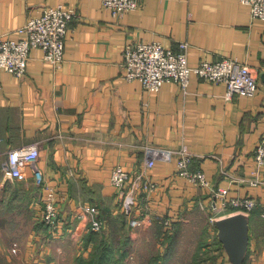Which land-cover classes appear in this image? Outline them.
Instances as JSON below:
<instances>
[{"label": "crops", "instance_id": "1", "mask_svg": "<svg viewBox=\"0 0 264 264\" xmlns=\"http://www.w3.org/2000/svg\"><path fill=\"white\" fill-rule=\"evenodd\" d=\"M58 4L76 9L61 66L46 61L36 47L23 76L0 68V264H77V256L92 250L93 243H85L88 216L82 213L91 204L107 220L126 215L127 264H147L153 246L160 255L174 256L184 225L195 223L191 215L203 212L209 191L179 174L175 156L159 158L149 168L158 188L133 193L130 208L121 213L111 175L116 165L130 171L145 167L148 147L182 146L194 153L192 168L229 188L230 197L257 199L248 214L244 264H264V168L255 160L264 135V19L253 17L241 0H140L123 16H114L103 0H0V34L22 37L19 29L30 17ZM153 41L175 50L187 42L191 65L224 57L248 63L259 71L258 92L227 99L224 82L195 74L186 91L174 81L149 91L141 80L125 77L124 49ZM34 142L41 149L43 186L30 167L21 178L4 170L11 149ZM253 178L260 183L252 185ZM44 184L59 199L63 223L55 233L41 222ZM166 218L173 221L168 231L161 221ZM214 264H232L219 246Z\"/></svg>", "mask_w": 264, "mask_h": 264}, {"label": "built area", "instance_id": "2", "mask_svg": "<svg viewBox=\"0 0 264 264\" xmlns=\"http://www.w3.org/2000/svg\"><path fill=\"white\" fill-rule=\"evenodd\" d=\"M241 1L250 5L253 17L264 19V0ZM139 2L140 0H103L104 6L111 10L114 16H123L127 11L136 9ZM75 15V7L64 4L45 6L38 15L30 17L19 29L23 33L22 37L16 39L0 34V68L23 76L28 69L31 50L36 47L44 51L46 61L60 67L64 60L69 24ZM179 46V50H175L158 41L128 43L124 49L125 77L129 80H141L149 91L160 90L167 81L180 84L186 91L191 76L195 74L208 81L224 82L227 85V99H233L235 96L254 97L258 92L259 71L254 66L231 57L216 61L202 60L197 65H191L188 60V43L181 41ZM147 152L146 166L142 169L130 171L122 165H116L112 170L111 183L120 197L121 213H127L133 193H146L158 188V183L149 172V168L155 166L156 159L169 160L174 156L177 158L179 174L209 191L210 201L207 205L201 201V207L208 206L211 210L214 208L220 211L231 207L234 213L242 212L248 215L258 204L257 199L251 196L230 197L229 188L214 185L202 169H193L194 153L188 147H148ZM40 154L38 142L11 149L4 168L5 173L13 178H21L25 175L26 168L30 167L37 184L43 186L44 173L38 165ZM255 160L260 168H264V135L255 148ZM249 182L258 185L260 180L253 178L249 179ZM44 188L46 195L43 196L41 222L50 233H55L63 223L60 219L59 199L52 186L45 187L44 184ZM101 211L97 204L82 207V213L88 216V231L102 232L108 228L107 220ZM214 219L217 220L218 217ZM161 221L166 231L171 229L172 219ZM141 222L139 219L135 220V224ZM16 247L14 251L17 250Z\"/></svg>", "mask_w": 264, "mask_h": 264}, {"label": "rangeland", "instance_id": "3", "mask_svg": "<svg viewBox=\"0 0 264 264\" xmlns=\"http://www.w3.org/2000/svg\"><path fill=\"white\" fill-rule=\"evenodd\" d=\"M201 210H203V212L197 211L198 213H194L191 215L192 223L195 222L193 225H191V223H189L188 225H184L186 229L184 228L185 231H182V235H183L182 237L184 239L182 245L176 247L175 250L177 252L175 253L174 256L169 257L170 259H172V261H169L167 264H214V257L217 256L218 254V246H219L218 238L216 234V227L214 224L216 219L214 218L215 217L220 218L222 215H219L220 214L219 209L212 208L213 210L212 211L211 207L209 208L208 206L207 208L202 206ZM114 217H119V214ZM121 222L123 221L119 220L120 225ZM107 223H108L107 225L108 228L106 229V231L107 232L109 231L108 233H112L111 228L109 227L110 225L109 219L107 220ZM112 225L113 223H111V227ZM202 225L203 228L200 227ZM198 233H203L202 238L201 236L197 238L196 234ZM206 241L208 245L206 244ZM204 242L205 245L203 244ZM154 248L155 246H153L151 250L148 252V254L150 255V259L152 256L156 254L157 250H155ZM30 264H41V263L40 260L38 261L36 260V262L33 261Z\"/></svg>", "mask_w": 264, "mask_h": 264}, {"label": "trees", "instance_id": "4", "mask_svg": "<svg viewBox=\"0 0 264 264\" xmlns=\"http://www.w3.org/2000/svg\"><path fill=\"white\" fill-rule=\"evenodd\" d=\"M119 220L123 221L121 222V225ZM109 221V227L111 228L112 233H108L109 231L96 232L89 230L85 234L86 245H88L89 242L93 243L92 250L88 256H77V264H127L130 250L128 244V229H126V215L119 214V217L114 219L109 218ZM111 223H113L112 227ZM216 234L219 246L224 249L223 244L218 237L217 227ZM169 261V256L156 253L148 260L147 264H167Z\"/></svg>", "mask_w": 264, "mask_h": 264}, {"label": "water", "instance_id": "5", "mask_svg": "<svg viewBox=\"0 0 264 264\" xmlns=\"http://www.w3.org/2000/svg\"><path fill=\"white\" fill-rule=\"evenodd\" d=\"M218 237L232 264H244L250 243L249 217L238 212L215 221Z\"/></svg>", "mask_w": 264, "mask_h": 264}]
</instances>
